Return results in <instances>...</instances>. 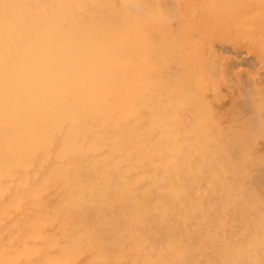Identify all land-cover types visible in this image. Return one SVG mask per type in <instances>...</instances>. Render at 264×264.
Instances as JSON below:
<instances>
[{
	"label": "bare ground",
	"instance_id": "obj_1",
	"mask_svg": "<svg viewBox=\"0 0 264 264\" xmlns=\"http://www.w3.org/2000/svg\"><path fill=\"white\" fill-rule=\"evenodd\" d=\"M249 54L264 0H0V264H264L262 178L193 116Z\"/></svg>",
	"mask_w": 264,
	"mask_h": 264
},
{
	"label": "rangeland",
	"instance_id": "obj_2",
	"mask_svg": "<svg viewBox=\"0 0 264 264\" xmlns=\"http://www.w3.org/2000/svg\"><path fill=\"white\" fill-rule=\"evenodd\" d=\"M248 56H249V60L242 63L243 65L246 64L245 68L241 64L238 65V64H235V63L227 60L226 62L228 63V65H227V63L223 64L225 66L223 68L224 71L221 70V68L218 69L217 65H216V71H214L210 77H207V79H205V81L202 80V92H203V96H204L203 101L205 104L203 105L202 104L203 102H200L201 101L200 100L199 101L200 103L198 102L196 105L193 116H194L195 122H196L194 124V126L197 124V127H198L197 131H199V133H200L201 129L199 127H203V128L205 127L203 132L207 130L208 134L213 135V137L215 138V142L220 144L219 147L221 150L220 151L221 155L223 154V156H225V158L228 159V163H227L228 167L222 173L220 171L217 172V176H220L222 178H227V180L230 181L231 185H233V187L236 189L238 187V184L235 180H233L236 175L241 174V173H246V174L251 176L250 171L252 170L251 173L255 171L254 174L252 173V177H253V175L256 176V177H253L254 178L253 180H256V183H259V181H258L259 178H262L258 185H260L261 190H262V193H261L262 195L260 196V200H262V201L259 200L260 201L259 206H263L264 205V191H263L264 190V176H263L264 175V169H263L264 166L262 168V165H264V163H263L264 162V149H263L264 148V138H263V136H264V127H263L264 126V97H263L264 96V56H263V58H258L257 55H253V54H249ZM250 62L255 63V64H252ZM250 65L252 67L251 70L249 68ZM259 65H261V66H259ZM226 66H227V68H226ZM254 66H256V68H255L256 70L253 69ZM237 68H238V70H237ZM217 70H220V71H217ZM228 70H230V71H228ZM240 70H241V72H240ZM223 72L225 73V76H227V75H229V76L224 77ZM227 72H229V73L232 72V73L227 74ZM251 73H253V74H251ZM216 74H218L219 77ZM220 74H221V76H220ZM245 74H246V76H245ZM254 74H255V76H254ZM259 74H261L262 76L261 75L259 76ZM250 75H251V77H250ZM229 78H230V81L227 82V80H229ZM234 78H235V80H234ZM261 78H262V80H261ZM243 81H245L247 83V84L245 83L246 86H244L245 85L244 83L242 84ZM226 82H227V84L228 83L229 84L227 85ZM240 84L243 85V87ZM239 85H240V87H238ZM250 86H251V88H250ZM240 89H243V90H240ZM246 90L247 91L249 90V91L246 93ZM253 90H255V91H253ZM242 97H244V98H242ZM256 97H258V98L256 99ZM250 98H252L251 99L252 102L249 101ZM234 100L236 101V103L233 102ZM242 102H246V103H242ZM198 104H200V105H198ZM232 104H234V105H232ZM244 104H248L249 108H248V105H244ZM253 104L254 105L257 104V106H253ZM259 106H260V108H259ZM236 107H238L240 109L239 112L236 109ZM261 107H262V109H261ZM257 108L260 110L261 113L259 111H257ZM207 110H208V112H207ZM196 112H197V114H196ZM232 114H233V116H232ZM241 114H243V115H241ZM249 114H252V115H249ZM215 117H217L219 119H217ZM252 117H254V118H252ZM202 120H205L206 122L205 121L202 122ZM232 120H233V123H232ZM261 121H263V122H261ZM238 122H240V123H238ZM250 123H251V125H250ZM257 123H259V124H257ZM206 124H207V126H206ZM261 124H263L262 128H259V125H261ZM252 125H255V126H252ZM214 126H216V127L214 128ZM249 127H250V129H249ZM242 128L244 130L245 129L248 130V132L250 131L249 133H251V134L247 133L246 131H243ZM261 129H263V133H262L263 136H261V132H260ZM240 130H242V131H240ZM254 131H256L257 133H252ZM245 133L247 134L246 136H244ZM232 134H235V135H232ZM237 134H239V135L237 136ZM257 134H260V136ZM252 137H253L254 141L250 140V139H252ZM236 138H237V140H236ZM238 140H240V141H238ZM249 140L251 141V143L249 142ZM232 141L235 143H233ZM247 141H248V143H247ZM241 142H243V143H241ZM234 144H235V146H234ZM251 144H253L254 146ZM226 145H228L229 149L226 147ZM234 147H235V149H234ZM238 147L241 149H239ZM230 149H232V150H230ZM228 151H229V154H228ZM259 153H260V155H259ZM226 154H228V155H226ZM239 154L249 155V162L248 163L246 162V164L244 166H241L237 161L239 156H240ZM259 161H261V162L259 163ZM234 162H235V164H234ZM255 162H256L257 166L255 165ZM261 163H263V164L260 165ZM254 168H256V169L254 170ZM206 171H207V169H205V168L200 169L199 172H201V173L198 176V178H199L198 182L202 188L205 187V189H209L210 177L208 176ZM261 173L263 175H261ZM206 180H208V181H206ZM200 181H201V183H200ZM218 185H220V184H218ZM262 185H263V187H262ZM216 188H218V186ZM233 192L234 191L231 192L232 198L239 201V202L242 201V200L237 199V198L241 199V197H239L237 191L234 193ZM235 193L237 196H235ZM219 194L221 195L220 191H218L216 193V195H219ZM220 195H219V197L216 196V198L221 199ZM189 196L192 198V195H188L187 200L189 199ZM222 200L223 199H221V202L218 204L222 205V208L224 209V211L226 213L225 218L228 219L227 221H231L233 219V213L229 210H225L224 206L226 204L224 202L222 203ZM227 212H229V213H227ZM254 218H255V216H254ZM236 232L241 233L242 228L241 227L236 228Z\"/></svg>",
	"mask_w": 264,
	"mask_h": 264
}]
</instances>
